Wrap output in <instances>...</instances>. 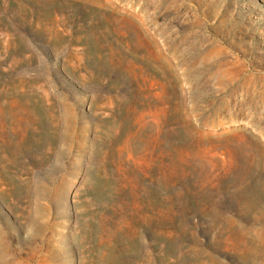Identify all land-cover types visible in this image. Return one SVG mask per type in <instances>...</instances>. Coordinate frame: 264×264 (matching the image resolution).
I'll return each instance as SVG.
<instances>
[{"label": "rangeland", "instance_id": "1", "mask_svg": "<svg viewBox=\"0 0 264 264\" xmlns=\"http://www.w3.org/2000/svg\"><path fill=\"white\" fill-rule=\"evenodd\" d=\"M0 239L264 264V0H0Z\"/></svg>", "mask_w": 264, "mask_h": 264}, {"label": "bare ground", "instance_id": "2", "mask_svg": "<svg viewBox=\"0 0 264 264\" xmlns=\"http://www.w3.org/2000/svg\"><path fill=\"white\" fill-rule=\"evenodd\" d=\"M67 149V148H66ZM70 149V148H68ZM65 149L62 148L61 151L58 152V157H61V154L62 152L64 151ZM27 180H31L30 178H28ZM27 224L26 221H23L21 223V226L25 227ZM0 245H1V239H0ZM19 250V254H22V249H18ZM11 251V249H5V248H0V264H9V261L6 260V256L8 255V253Z\"/></svg>", "mask_w": 264, "mask_h": 264}]
</instances>
